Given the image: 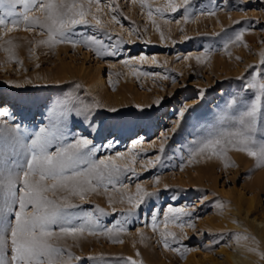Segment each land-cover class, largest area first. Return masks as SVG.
<instances>
[{"label": "rangeland", "instance_id": "1", "mask_svg": "<svg viewBox=\"0 0 264 264\" xmlns=\"http://www.w3.org/2000/svg\"><path fill=\"white\" fill-rule=\"evenodd\" d=\"M147 3L154 10L163 7L166 0ZM101 7L96 14L102 29L98 30L89 17L90 25L77 26L72 39L94 37L107 50L117 51L116 56L97 57L79 44L75 48L66 43L55 47L39 44L46 39L39 29L21 28L7 34L0 31V101L7 97L13 104L14 110L8 111L11 126L19 124L30 132L37 131L48 125L49 109L55 102L78 97L94 107L88 121L72 125L69 138L92 139L99 149L96 159L121 152L127 155L118 162L126 163L136 156L135 175L122 177L129 187L117 192L109 186L107 192L101 189L84 200L73 199L80 206L77 212L98 215V207L108 213L101 218L103 228L125 227L118 237L123 243H112L106 235L68 237L62 246L73 257H80L69 264H104L89 260L90 256H102L106 264H119L117 258H131L137 264H220L237 244L250 247L254 233L251 220L264 214V192L251 194L249 183L256 176H264V166L257 167L255 160L234 150H228L224 159L204 156L190 162L188 149L193 140L217 125L222 112L234 115L238 111L237 106L227 109L228 102L254 97L255 90H243L253 73L257 82H264L260 56L264 52V0H192L189 22L183 19V9L174 14L169 11L168 23L156 19L160 31L140 0H101ZM110 7L116 11L111 12ZM91 10L96 12L94 5ZM208 11L215 15H207ZM113 15L118 23L112 22ZM240 32L244 33L242 42L229 43ZM6 49L11 50V59ZM201 53L207 55L198 62L196 57ZM142 55L146 59L140 60ZM124 60L127 65L121 63ZM156 100L161 103L157 105ZM184 108L185 116L179 118ZM5 119L9 117H0V121ZM177 119L181 120L178 126ZM173 127L177 128L175 133ZM143 130L145 139L137 147L131 146L130 139ZM109 141L110 148L99 147ZM156 156L160 162L154 167L145 170L141 166ZM137 183L156 195L147 198L125 221L129 205L119 200L121 195L125 201L135 196ZM250 199L252 204L247 206ZM247 207L250 212L244 218ZM169 208L190 213L179 223H193L194 229L185 226L181 231L171 219L165 228ZM164 231L174 232L178 238V242L169 238L167 249L160 235ZM185 248L192 250L185 252Z\"/></svg>", "mask_w": 264, "mask_h": 264}, {"label": "snow or ice", "instance_id": "2", "mask_svg": "<svg viewBox=\"0 0 264 264\" xmlns=\"http://www.w3.org/2000/svg\"><path fill=\"white\" fill-rule=\"evenodd\" d=\"M191 2L192 0H179V3H176V0H166L163 7L153 10L147 0H140L141 7L148 9V18L157 31H160V28L156 19H164V22L168 23L166 12L169 11L174 14L183 9V19L189 22L192 19L188 7ZM93 5L96 12L91 10ZM101 10V0H0V31L7 34L21 28L25 31L39 29V34L46 35V39L40 40L39 44L55 47L66 43L73 48L79 44L93 50L97 57L116 56L117 51L107 50L102 42L94 37L87 40L72 39L77 26L90 25L89 17L95 21L98 30L102 29V21L96 14ZM109 10L116 11L111 7ZM36 12L39 15H36ZM206 14L215 15V12L208 11ZM112 22L118 23L115 15L112 16ZM243 35V32L237 33L230 38L229 43H241ZM8 43L11 44V41ZM225 48L227 49V45ZM6 51L11 59V50ZM206 55L207 53H201L196 57L197 61ZM260 56L261 64H264V52H261ZM139 59L146 58L142 55ZM184 59L189 57L185 56ZM121 63L127 65L128 61ZM161 78L168 79L167 76ZM243 90L246 93L255 90L254 97L227 103V109L237 106L238 111L234 115H229L227 111L222 112L212 130L191 142L188 149L190 162L196 157L204 156L224 159L228 150H234L255 160L257 167L264 166V82H257L256 74L253 73L252 79L244 85ZM155 103L159 105L161 100H156ZM93 107L94 105L84 104L78 97L60 99L49 109L48 125L30 132L19 124L11 126L10 113L0 105V117H9L0 121V264H69L72 260L78 261L80 257H73L61 242L68 237L75 239L85 234L106 235L112 243H123L118 237L126 231L125 227L114 225L111 228H103L101 218L109 215L108 213L98 207L95 209L98 215L91 211L77 212L75 210L80 206L73 202L74 198L84 200L88 194L98 193L101 189L107 192L109 186L119 192L121 188L129 187L122 182V177L127 173L135 175V155L126 163L118 162L127 155L121 152L96 159L99 149L92 139L85 136L69 138L73 131L72 125L88 121ZM186 111V108L182 109L178 114L179 118H183ZM180 122L181 120L177 119L175 123L178 126ZM176 130V127L171 129L173 133ZM111 144L109 141L99 147L110 148ZM131 151L130 149L129 152ZM163 151L162 144L160 152ZM159 162L160 156H156L154 161L148 160L146 165L142 163L141 166L147 170ZM156 183L158 178L154 186ZM135 188V196H128L125 201L121 195L119 200V203L126 202L129 205L124 215L125 221L147 198L156 195V192L144 190L140 183H137ZM112 203L109 198V205ZM189 215L190 213L183 209L169 208L165 213L164 227H168L171 219L181 231L185 226L194 229L193 223H179L182 217ZM156 230L154 223L153 231ZM160 235L164 239L166 249L169 248V238L178 242L174 232L164 231ZM234 238L240 239L236 234ZM190 250L192 249H184L185 252ZM260 255L261 259H264V254ZM88 259L106 264L102 256H90ZM117 259L119 264H137L131 258Z\"/></svg>", "mask_w": 264, "mask_h": 264}, {"label": "bare ground", "instance_id": "3", "mask_svg": "<svg viewBox=\"0 0 264 264\" xmlns=\"http://www.w3.org/2000/svg\"><path fill=\"white\" fill-rule=\"evenodd\" d=\"M95 86L96 84L93 83L92 87ZM0 105H3V107L7 108L8 111L14 110L13 104L7 99V97L1 99ZM169 113H171V110ZM145 133L146 132L143 130L142 134H140L139 136H134L132 139H130V145L133 147H137L139 145V142L145 139ZM249 190L251 194H256L257 192H264V176H256V178L249 183ZM247 202V206H250L252 204L251 199ZM248 208L250 207H247L243 211L244 218H248L250 212ZM251 223L253 226L254 233L253 235H250L252 237L250 247L245 246L243 244H237L232 251L225 253L220 264H264V259H261L260 255L264 254V214L254 217L251 220ZM250 249H254V251Z\"/></svg>", "mask_w": 264, "mask_h": 264}]
</instances>
